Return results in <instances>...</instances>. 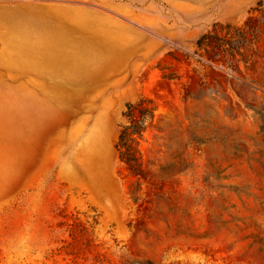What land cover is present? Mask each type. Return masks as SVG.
Segmentation results:
<instances>
[{"label":"rangeland","instance_id":"1","mask_svg":"<svg viewBox=\"0 0 264 264\" xmlns=\"http://www.w3.org/2000/svg\"><path fill=\"white\" fill-rule=\"evenodd\" d=\"M260 1L0 0V70L21 33L97 73L54 102L0 85V264H264ZM128 104L153 114L139 176L115 150Z\"/></svg>","mask_w":264,"mask_h":264},{"label":"crops","instance_id":"2","mask_svg":"<svg viewBox=\"0 0 264 264\" xmlns=\"http://www.w3.org/2000/svg\"><path fill=\"white\" fill-rule=\"evenodd\" d=\"M52 33H46L45 41L47 43L52 42ZM56 42L58 44H66V34H55ZM14 36V34H13ZM19 33L17 42L10 43L11 45H18V50H11V45L5 49L6 55L3 61L2 70H0L2 84L0 85L8 88H39L47 89L46 101L54 102L52 99L53 89L58 87L63 88H77L85 86L86 83H90L93 77H96L97 73L91 72V70L83 69L81 63L83 62L82 56L75 58H69L66 56L51 58L40 57L37 55L30 56L26 54L23 46L25 42ZM8 51V52H7ZM70 62H78L80 66L68 65ZM59 63V64H55ZM25 93V91H24ZM51 98V99H50ZM8 101L10 98L8 97ZM26 95L19 97V103H26ZM37 102V101H36ZM25 128V124H24Z\"/></svg>","mask_w":264,"mask_h":264},{"label":"trees","instance_id":"3","mask_svg":"<svg viewBox=\"0 0 264 264\" xmlns=\"http://www.w3.org/2000/svg\"><path fill=\"white\" fill-rule=\"evenodd\" d=\"M257 7V10L264 14V0L258 2ZM208 40V37L200 38L197 47L205 46ZM140 106L141 104L126 105L123 116L127 119V124L120 127L115 144L118 160L136 176L140 175L139 142L153 118V114L149 111L138 110Z\"/></svg>","mask_w":264,"mask_h":264},{"label":"bare ground","instance_id":"4","mask_svg":"<svg viewBox=\"0 0 264 264\" xmlns=\"http://www.w3.org/2000/svg\"><path fill=\"white\" fill-rule=\"evenodd\" d=\"M101 173L100 167H88L87 169H83L80 165L76 166V170H75V174L79 175L83 178H88L89 180H91L94 177H97V181L94 184V186H99L102 187V182L101 179L99 178V174Z\"/></svg>","mask_w":264,"mask_h":264}]
</instances>
